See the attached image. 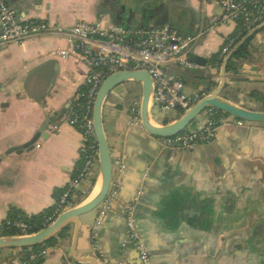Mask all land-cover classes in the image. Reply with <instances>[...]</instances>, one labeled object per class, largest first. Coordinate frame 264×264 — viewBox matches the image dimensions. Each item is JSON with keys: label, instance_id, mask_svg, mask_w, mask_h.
<instances>
[{"label": "crops", "instance_id": "obj_1", "mask_svg": "<svg viewBox=\"0 0 264 264\" xmlns=\"http://www.w3.org/2000/svg\"><path fill=\"white\" fill-rule=\"evenodd\" d=\"M6 1L20 20L45 22L51 30L0 47V225L14 209L27 217L53 210L81 164L83 137L66 122L68 112L49 126L46 138L25 148L47 120L72 108L91 72L76 55H53L72 48L57 30L88 22L132 32L170 26L184 38L198 36L188 55L204 63L172 69L188 94L211 93L223 66L213 65V58L224 62L235 48L223 56L237 25L219 22L217 0ZM252 44L253 58L238 64L241 72H227L222 96L264 111L253 97L264 96V30ZM141 97L142 86L129 81L105 103L117 194L80 218L77 257L141 264L125 222L132 210L151 264H264V124L224 126L214 142L192 151L164 148L135 124ZM178 117L174 111L153 119L165 125ZM204 121L202 115L192 128ZM98 179L97 169L79 193L83 200L98 194ZM69 229L71 237L45 251L41 264H90L74 260ZM22 250L0 251V264H24Z\"/></svg>", "mask_w": 264, "mask_h": 264}, {"label": "built area", "instance_id": "obj_2", "mask_svg": "<svg viewBox=\"0 0 264 264\" xmlns=\"http://www.w3.org/2000/svg\"><path fill=\"white\" fill-rule=\"evenodd\" d=\"M223 9L219 19L222 24L237 23L242 20L249 33L264 23V0H217ZM51 27L45 22L20 20L9 7L6 0H0V47L22 43L24 40L50 32ZM58 33L66 35L71 50L53 53L56 57L67 58L72 55L80 57L91 68L86 80L88 92L82 115L73 114L66 122L76 128L83 137L80 147V167L75 177L68 183L63 195L55 207L54 214L46 220V227L52 224L61 213L73 204V200L88 185L98 169V144L95 135L93 107L96 96L105 81L113 73L120 71H146L154 82L151 103L152 116H167L182 110L184 114L202 100L207 93H187L184 83L172 73L174 67L196 69L198 65L191 61L189 52L197 42V37H182L170 26L157 29H141L135 32L114 25L104 27L98 23L79 22L70 29H59ZM230 40L222 50L227 55L235 46ZM215 110H208L204 124H198L174 137L159 138L164 148H177L192 151L202 145L214 142L219 130L224 126L251 127L253 124L238 120L224 114L220 116ZM139 112L137 113L138 116ZM142 128L140 118L135 121ZM201 125V126H200ZM114 182L110 196L117 194ZM130 239L137 245L143 264H151L147 248L136 231L133 212L126 213ZM22 236L28 226L18 224ZM45 227V228H46ZM43 251L40 255L45 256ZM32 259H36L32 257ZM106 264L107 261L105 260Z\"/></svg>", "mask_w": 264, "mask_h": 264}, {"label": "water", "instance_id": "obj_3", "mask_svg": "<svg viewBox=\"0 0 264 264\" xmlns=\"http://www.w3.org/2000/svg\"><path fill=\"white\" fill-rule=\"evenodd\" d=\"M264 30V23L250 32L226 57L223 62L220 73V82L218 86L202 100H200L195 106L189 109L185 114L175 121L165 124L156 125L152 117L151 103L154 92V82L152 76L146 71H120L111 74L103 82L95 99L93 107V120L95 135L98 144V183L101 182V189L99 193L91 200H83L79 204H72L68 207L59 217L49 226L43 230L29 234V235H18L13 237H2L0 238V251L2 250H15V249H32L35 247L42 246L50 240L58 237L64 230L69 227H73L72 236V254L76 262L79 263H90L99 264L94 258L84 257L79 258L76 255V249L78 244V238L81 230L80 218L87 215L99 207H101L110 195L112 185L114 183V163L111 155L110 145L105 133L103 124V110L105 103L110 94L124 83L132 81L142 86V97L140 103V120L142 128L151 136L156 138H169L174 137L178 134L185 132L186 130L193 127L197 120L208 110H215L217 112L224 113L232 116L238 120L264 124V111H257L254 107H248L244 104H236L222 96L223 91L227 86V72L228 63L233 59L235 53L250 39H253L258 33ZM254 47L252 41L250 42L249 58L244 60L246 62L253 58L254 54L251 48ZM192 62L196 64H203L204 61L193 56ZM239 61L237 64H240ZM237 72L242 70L238 69ZM71 105L68 104L64 107L56 118L47 120L41 127L39 133L25 145V148H30L36 144L41 138H46L49 126L53 123H57L65 117ZM204 124V122L202 123ZM201 124V125H202ZM200 125V126H201ZM97 183V184H98ZM97 186V185H96ZM95 186V187H96ZM132 211V210H130ZM134 219V218H133ZM125 222L127 224V218L125 215ZM135 223V221H134ZM128 227V224H127ZM136 228V227H135ZM129 230V229H128ZM137 231V230H136ZM132 241V240H131ZM143 241V240H142ZM133 242V241H132ZM144 243V242H143ZM145 244V243H144ZM136 245V244H135ZM136 252L141 261L140 253L136 245ZM141 264L142 261H141Z\"/></svg>", "mask_w": 264, "mask_h": 264}, {"label": "trees", "instance_id": "obj_4", "mask_svg": "<svg viewBox=\"0 0 264 264\" xmlns=\"http://www.w3.org/2000/svg\"><path fill=\"white\" fill-rule=\"evenodd\" d=\"M236 25H237L236 32L228 40V41L235 40V45H234L235 47L249 34V32L246 31V28L242 20L237 21ZM251 41L252 39L248 40L235 53V55L233 56V59L228 63V69H227L228 72L236 71L238 67L237 62L244 61L249 58L248 51L250 48ZM212 63L213 65H217L218 68H220L222 66L223 59L218 60V58L215 56L212 60ZM87 92H88V86L86 85V87L81 90L79 99L74 103L72 108L68 111L67 117H70L72 113L76 115H82L85 105H86L85 95L87 94ZM253 97L258 102L262 103L264 106V96L263 95L254 93ZM178 111H179L178 118H180L184 114V112L182 110H178ZM218 114L220 116L224 115L221 112H219ZM63 193L60 195V197L63 195ZM77 197L75 200L72 201L74 205L79 204L83 201V196L81 197V195L79 196L78 194ZM54 211H55V208L53 210L44 212L41 215L36 216V217H27L22 212L14 209L10 212V215L7 218V220L0 225V238L22 235V231L18 227V224L20 223L28 226V230H27L28 234H33V233L41 231L46 227V220L53 216ZM70 237H71L70 229L68 228L64 230L60 235H58V237L50 240L49 242H47L46 244L42 246L35 247L32 249H23L22 251L24 253V258H23L24 264H41L44 260V256H41L40 254L43 251L56 248L60 244L61 241L68 239ZM32 257H35L36 259L34 260L32 259Z\"/></svg>", "mask_w": 264, "mask_h": 264}, {"label": "bare ground", "instance_id": "obj_5", "mask_svg": "<svg viewBox=\"0 0 264 264\" xmlns=\"http://www.w3.org/2000/svg\"><path fill=\"white\" fill-rule=\"evenodd\" d=\"M100 183H101V182L99 181L98 185H99ZM100 189H101V184H100V186L97 188V191H96V192L99 193ZM95 196H96V195H95ZM93 198H94V197H93ZM93 198H92V199H93ZM92 199H91V200H92ZM91 200H90V201H91ZM87 202H88V201H87Z\"/></svg>", "mask_w": 264, "mask_h": 264}]
</instances>
